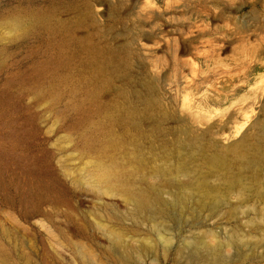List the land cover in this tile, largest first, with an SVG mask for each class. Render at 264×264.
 Instances as JSON below:
<instances>
[{"label":"rangeland","instance_id":"374dc122","mask_svg":"<svg viewBox=\"0 0 264 264\" xmlns=\"http://www.w3.org/2000/svg\"><path fill=\"white\" fill-rule=\"evenodd\" d=\"M241 1L0 0V264H264Z\"/></svg>","mask_w":264,"mask_h":264},{"label":"bare ground","instance_id":"6f19581e","mask_svg":"<svg viewBox=\"0 0 264 264\" xmlns=\"http://www.w3.org/2000/svg\"><path fill=\"white\" fill-rule=\"evenodd\" d=\"M212 3H213V5L214 4H216V5H218L217 3L219 2V0H210ZM242 1H244V0H242ZM241 1V2H242ZM228 2V1H227ZM230 2V1H229ZM245 2V1H244ZM210 3V2H209ZM212 5V6H213ZM211 6V7H212ZM220 6V5H219ZM218 6V7H219ZM216 7V6H215ZM203 25V24H202ZM203 26H205V25H203ZM208 36V33L207 32H205V31H203V30H201V31H198L197 33H195V35H193L191 38H190V40H189V42L192 44V43H200V44H204V43H206L207 41H205L204 42V38L205 37H207ZM206 39V38H205ZM211 40H212V38H211ZM214 44V43H213ZM215 47V46H214ZM221 47V46H220ZM200 48V47H199ZM199 48H197V49H199ZM220 49V48H219ZM195 50V49H194ZM216 50H217V47H216ZM212 51V50H211ZM214 52V51H213ZM201 55V54H200ZM203 55V54H202ZM207 55V54H206ZM210 56H212V54L210 55ZM217 56V55H216ZM201 58L202 57H204V56H200ZM208 57V56H207ZM206 57V58H207ZM210 58V57H209ZM203 59V58H202ZM212 59V58H211ZM210 59V60H211ZM214 60H215V58H214ZM201 61V60H200ZM206 61V60H205ZM208 61V60H207ZM195 62H197V61H195ZM194 62V65H196V63ZM216 62V61H215ZM198 63V62H197ZM218 63V62H217ZM220 63V62H219ZM214 64V63H213ZM221 64H222V62H221ZM220 66V65H219ZM194 67V69H195V67L196 66H193ZM208 67V66H207ZM200 68V67H199ZM197 69V68H196ZM213 69V68H212ZM217 69V68H216ZM215 69V70H216ZM199 72H201V71H199ZM207 72H206V70H205V74H206ZM199 74V73H198ZM204 76V75H203ZM197 78V77H196ZM202 79V78H201ZM201 83V82H200ZM192 84V83H191ZM203 84V83H202Z\"/></svg>","mask_w":264,"mask_h":264}]
</instances>
